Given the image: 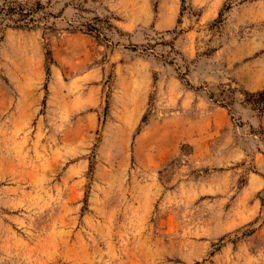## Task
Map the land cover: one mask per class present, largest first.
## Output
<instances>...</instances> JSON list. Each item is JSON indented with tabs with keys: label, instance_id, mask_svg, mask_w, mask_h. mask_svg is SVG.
Returning <instances> with one entry per match:
<instances>
[{
	"label": "rangeland",
	"instance_id": "obj_1",
	"mask_svg": "<svg viewBox=\"0 0 264 264\" xmlns=\"http://www.w3.org/2000/svg\"><path fill=\"white\" fill-rule=\"evenodd\" d=\"M262 92L264 0H0V264H264Z\"/></svg>",
	"mask_w": 264,
	"mask_h": 264
},
{
	"label": "trees",
	"instance_id": "obj_2",
	"mask_svg": "<svg viewBox=\"0 0 264 264\" xmlns=\"http://www.w3.org/2000/svg\"><path fill=\"white\" fill-rule=\"evenodd\" d=\"M8 10L11 12H18V14L22 18L31 17L34 13V10H32V9L25 10V9H23L22 6H17V5L16 6L13 5L12 7L9 5ZM30 21H32V20H30ZM251 98H252L251 104L256 109H258L259 111L264 110V92L258 93L256 95H251Z\"/></svg>",
	"mask_w": 264,
	"mask_h": 264
}]
</instances>
